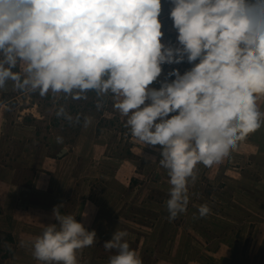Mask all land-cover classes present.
<instances>
[{
    "label": "clouds",
    "instance_id": "9594fccd",
    "mask_svg": "<svg viewBox=\"0 0 264 264\" xmlns=\"http://www.w3.org/2000/svg\"><path fill=\"white\" fill-rule=\"evenodd\" d=\"M164 3L0 0V90L11 83L25 97L57 102L94 92L97 110L110 101L132 138L159 146L174 220L187 210L198 166L221 165L264 127V0H167L174 39H166ZM185 63L183 72L175 67ZM55 116L81 123L63 104ZM91 124L84 116L83 127ZM54 218L31 242L34 259L79 264L95 230L72 214ZM127 235L115 231L105 242L115 250L108 264H143Z\"/></svg>",
    "mask_w": 264,
    "mask_h": 264
},
{
    "label": "rangeland",
    "instance_id": "374dc122",
    "mask_svg": "<svg viewBox=\"0 0 264 264\" xmlns=\"http://www.w3.org/2000/svg\"><path fill=\"white\" fill-rule=\"evenodd\" d=\"M169 7L165 0L166 39H174ZM95 101L94 92L57 102L25 97L11 83L0 90V264H41L31 242L58 223L56 209L96 232L95 244L78 253L79 264H108L115 250L104 244L115 231L128 233L143 264H264V127L221 165H199L186 212L170 220L159 146L144 147L110 101L101 110ZM59 104L81 114V123L57 118ZM84 116L92 118L87 128ZM205 204L210 212L201 217Z\"/></svg>",
    "mask_w": 264,
    "mask_h": 264
},
{
    "label": "crops",
    "instance_id": "0c3cea01",
    "mask_svg": "<svg viewBox=\"0 0 264 264\" xmlns=\"http://www.w3.org/2000/svg\"><path fill=\"white\" fill-rule=\"evenodd\" d=\"M59 204V203H58ZM58 210L56 209V211L55 212H57ZM55 220V219H54Z\"/></svg>",
    "mask_w": 264,
    "mask_h": 264
},
{
    "label": "trees",
    "instance_id": "16d2710c",
    "mask_svg": "<svg viewBox=\"0 0 264 264\" xmlns=\"http://www.w3.org/2000/svg\"><path fill=\"white\" fill-rule=\"evenodd\" d=\"M9 237H11V235H9Z\"/></svg>",
    "mask_w": 264,
    "mask_h": 264
}]
</instances>
